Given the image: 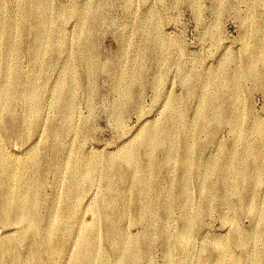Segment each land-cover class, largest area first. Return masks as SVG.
Listing matches in <instances>:
<instances>
[{"label":"rangeland","instance_id":"rangeland-1","mask_svg":"<svg viewBox=\"0 0 264 264\" xmlns=\"http://www.w3.org/2000/svg\"><path fill=\"white\" fill-rule=\"evenodd\" d=\"M0 11L2 24L19 28L4 62L17 75L14 87L0 69L18 133H5L0 114V148L18 165L36 155L43 228L69 199L68 180L95 160L91 183L83 177L73 186L81 198L71 237L54 255L22 238L11 250L24 264H72L102 197L127 203L119 224L135 255L126 258L101 225L96 241L108 264H264V0H0ZM40 13L46 25L36 40ZM65 79L71 114L63 101L56 104ZM29 89L33 99L24 96ZM208 97L213 105L204 104ZM153 126L187 131L170 136L179 148L160 167L169 142L147 150L138 144ZM184 140L191 161L183 166ZM244 147L254 151L235 167ZM127 151L139 163L120 173L112 161ZM142 171L150 194L133 182ZM105 176L114 179L112 192ZM2 191L0 181V199ZM147 199H156L149 211ZM138 209L141 223L134 221ZM2 219L0 202L2 264H16L7 242L18 240L24 225Z\"/></svg>","mask_w":264,"mask_h":264},{"label":"bare ground","instance_id":"bare-ground-1","mask_svg":"<svg viewBox=\"0 0 264 264\" xmlns=\"http://www.w3.org/2000/svg\"><path fill=\"white\" fill-rule=\"evenodd\" d=\"M26 1H28V3L34 2V0H30V1L26 0ZM40 14L41 15L37 19H35V26H36V29L38 30L36 40H40L41 34L43 33L44 27L46 25V20H45L46 17L44 16L43 13H40ZM84 20H85V17H84ZM1 21L2 20L0 19V38L4 42V48L0 54V60L2 61L0 62V69H5L7 71L8 74H4V75H6L9 82H13L12 86L14 87L15 81L17 80V75H13V77L9 75L11 74L9 70L10 69L9 64L6 65L5 61L7 59H10L9 57L16 49L15 37H16V31L19 28L15 26L16 24L14 25V23L12 24L11 22H8V23L2 24V22L4 21L2 22ZM81 41L85 43L84 44L85 49L86 51H88L89 48L91 47L89 46L90 44L86 41V39L81 40ZM249 71L251 75L253 73V69L250 68ZM62 84H63L62 85L63 87L61 90V99L58 97L56 104H59L60 100L63 101L65 103L66 113L71 114L72 98H71V92L68 90V87H67L66 79L62 81ZM32 95H33V92L31 91V89H29V92L26 93L24 96L31 99ZM212 97L214 96L212 95ZM208 98H209L208 102L205 101L204 104L208 105V103L210 104L215 103L214 102L215 98L214 99H210L211 97H208ZM8 99L10 98H8L7 91L4 88H0V114L2 116L5 133H8L9 135H11L13 133H18V125L15 124V122H13L12 110L7 102ZM214 111H215L214 112L215 116L217 115L221 116V114L219 113L217 109H214ZM34 112L38 113L39 109L35 108ZM185 131H183L182 128L180 130V128L177 126H175V129H173L172 127L161 128L159 126H153L149 131H146L144 132V134H142L141 139L138 142V144L139 146L147 150V149L153 148L160 140L169 142L170 145L164 153L163 163L161 165L160 164L156 165V167H160L164 164L169 163L172 160V158H174L173 157L174 152H175L174 150L178 151V148H179V147L176 148V146L179 143L177 144L175 142H172L170 140L171 139L170 136H172V134L174 135V133L185 134ZM182 145H183L182 148L184 149V152L181 154L180 162L184 166V164H187L191 161V158H190L191 151L189 150L190 146L188 147V144L185 140L182 141ZM136 149L137 148H135V150ZM251 151H254V149H251L250 147H244V150L240 152V157H238L235 160L233 158V164L235 165V167L241 164V158L243 157V154L244 155L251 154ZM134 154L135 153H133L132 151H129V152L127 151L121 154L120 156L117 157V159L112 161V166L120 173L124 165L127 167H134L137 163H139L137 162L136 164H134L135 162ZM252 155L256 157V154H252ZM35 156L36 155L32 154L28 160L29 162L21 161L22 163L20 162V165H18V161H16L13 157H10L9 155H7L0 148V181H1V186L3 188V191L1 193V199H0L2 218H3L2 220L9 226H15L14 228L16 229L18 227L17 223L24 225V227L20 230L21 233L19 234L18 240L10 238L8 239V242H7V252H9L12 255L13 259L16 261V264H24V263L21 260V258L17 256V254L14 253L13 250H11V246L20 244L21 241L23 240L22 238H26L27 236L31 237L30 241H33L35 243H38V242L41 243L48 253L54 255L59 252V244L67 240L68 237H71L72 228L79 220V219H76L75 216L78 213V205H79L78 201L81 197H80V193L77 190V188L73 186L75 184L77 186L83 177L87 178L88 182L91 183L94 172H95L94 171L95 160H94L90 162V164L89 162L87 163L84 173H81L78 171L75 174L74 181L72 179L68 180L66 194L69 197V199H62L61 202H59V207L52 214L51 223L49 224L47 228H43L42 221L36 213V208L38 205L39 184H38V180H36L37 176L35 177L34 175L38 170V163H37V160H35L36 159ZM32 167L35 172H32L31 170ZM137 168L140 171L139 167ZM149 172L150 171L148 170L147 173L150 174L151 172L150 173ZM260 172L261 170L260 168H258L256 175L259 178L261 177ZM150 179L151 178H147L146 173H143L142 171L141 174H139L138 172V175H135L133 182L136 185L142 187V189L145 190L146 193L150 194L151 189L149 190V186H148ZM113 180L114 179H112V177L110 179L107 176H105L103 179L104 187L108 192H112L114 190L115 184L113 183ZM240 180H242V178ZM257 180L258 179H256V181ZM155 200L156 199L146 200L147 202L145 205H146V208H148V211L152 207L151 205L152 203H154ZM160 200L164 203H166L167 201L166 199H160ZM126 208H127V203H122L121 200L117 198L116 199H106L105 197H102L101 199H97V201L92 205L91 210H90L92 214V219L88 224L84 223V230L76 243L77 256L72 260V264H87L89 262H98L99 264H108V261L106 259V252L100 250L101 248L98 246L97 241H96V238L98 236L96 229L98 226H101V225L105 226L104 232L109 239L111 240L113 239L114 246H117V247L119 246L120 248H122L124 254L126 255V258H129L131 260L135 258L134 248L132 247V239L126 236L124 237V232L122 231L120 224H119V221H121L126 215L125 214L127 210ZM142 212L143 210L140 209L136 213L134 217L135 222L137 223L142 222L143 220ZM185 212H188V211H185ZM187 216H184V217H187ZM185 226L187 228L191 226L190 220L187 222ZM183 233L184 232L180 234L181 238L184 235ZM3 254L4 253L2 249H0V264H2ZM123 263H124L123 260L119 261V264H123Z\"/></svg>","mask_w":264,"mask_h":264}]
</instances>
